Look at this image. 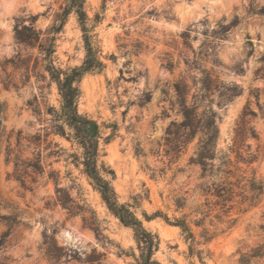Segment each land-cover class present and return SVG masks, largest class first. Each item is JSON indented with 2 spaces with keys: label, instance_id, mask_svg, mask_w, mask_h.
<instances>
[{
  "label": "rangeland",
  "instance_id": "obj_1",
  "mask_svg": "<svg viewBox=\"0 0 264 264\" xmlns=\"http://www.w3.org/2000/svg\"><path fill=\"white\" fill-rule=\"evenodd\" d=\"M38 1L0 0V102L7 107V131H14L12 157L32 158L25 140L16 146V132L21 131L22 137L43 133L48 126L46 109L60 105L56 85L44 70L38 49L14 40L15 23L28 24L32 16H36L35 26L42 37L48 35L64 0ZM260 7L264 0H86L88 23L95 24L104 68L82 78L78 110L101 125L104 137L116 125L110 141L100 142L102 160L115 173L112 186L119 202L136 205L143 226L158 235L160 245L154 258L161 264H237L240 252L264 243V191L252 205L237 198L228 216L217 218L221 214L218 209L211 212L204 227L216 236L207 243L202 242L201 228L191 224L196 242L201 243L196 246L203 250L201 258L190 255L178 228L160 217L146 221L142 216L145 211L147 215L161 213L170 220L182 215L188 221L202 218L193 212L203 203L194 193L199 168L188 164L196 141L179 155L171 152L165 141L170 122L182 120L173 84L183 79L192 87L201 67L226 87L232 83L240 87L241 95L221 106L217 105L218 94L213 95L212 107L221 117L219 146L225 149L232 142L235 123L249 107L254 113L248 116L249 124L258 140L251 138L247 143L252 151L258 150L259 159L252 166L264 181V16L249 13L250 8ZM96 16L98 22L93 23ZM235 17L239 24L225 31ZM55 44L57 67L82 63V33L73 14L56 35ZM211 54L216 55L217 64ZM14 109L23 118L20 125L9 122ZM51 138L67 152L74 150L65 139ZM6 145L3 139L0 240L9 218L18 223L0 247V264H52L48 251L53 250L54 242L72 252V257L67 261L62 257L60 264H82L88 259H99L93 264H138L132 257L138 254L132 229L108 212L79 169L66 167L63 161L52 165L59 172L58 186L76 200L82 195L95 211L102 229L99 239L81 216H70L55 204L52 181L38 176L35 182L27 178L23 185L15 179L12 162L5 160ZM178 197L187 199L183 210L176 209ZM251 264H264V257Z\"/></svg>",
  "mask_w": 264,
  "mask_h": 264
},
{
  "label": "trees",
  "instance_id": "obj_2",
  "mask_svg": "<svg viewBox=\"0 0 264 264\" xmlns=\"http://www.w3.org/2000/svg\"><path fill=\"white\" fill-rule=\"evenodd\" d=\"M85 4L86 0H64L46 37H42L41 30L35 26L36 16H32L28 24H24V21L15 23L13 28L15 42L29 49H38L39 57L45 63L44 70L48 73L50 81L56 85L60 105L58 108L49 106L46 109L49 118L48 126L44 128L43 133L22 137L21 131L16 132V146H20L25 140L26 147L32 150V158H23L20 154L12 157L11 139L14 131H7L4 123L7 107L0 102V142L5 139L7 143L5 160L12 162L13 175L23 185L27 178L35 182L38 176L52 181L55 185V204H59L70 216H81L84 225L99 239L102 237V229L95 211L86 199L81 197L82 195L76 200L66 189L59 187V172L52 168L53 163L60 161H63L66 167L73 165L99 194L108 212L124 227L132 229L138 251L137 255L132 254L134 260L138 264H161L154 258L160 245L158 235L143 226L136 215V205L119 202L112 186L115 173L102 160L100 142L110 141L116 125H112V133L104 137L101 125L78 110L82 78L89 73L101 72L104 68L101 48L94 33L95 24L89 25ZM249 13L264 16V7L250 8ZM71 14L76 17L81 30L85 55L79 66L62 69L54 64L56 35L62 31ZM97 22L96 16L93 23ZM239 22L240 19L235 17L228 26L224 27L225 31L237 26ZM211 56L212 62L217 64L216 55L211 54ZM198 72L200 76L195 77L192 87L183 79L173 84L182 120L170 122L165 133V141L169 150L176 155L196 141L188 164L199 168V182L194 188V193L203 199V203L196 205L193 212L201 214L202 218L188 221L187 216L182 215L170 220L161 213L147 215L145 211H142V216L146 221L160 217L168 225L178 228L188 243L190 255L196 254L201 258L203 250L196 248L201 243L196 242L191 224L201 228L200 237L203 243L211 241L216 233L204 227L205 218L217 209L221 213L216 215L217 218L228 216L238 202L237 198L240 203L248 205L257 203L263 195L264 181L257 176L252 166L259 159L258 150L252 151L251 145L247 143L251 138L258 140L254 127L249 124L248 116L254 115L249 107L244 109L235 123L232 142L225 149L219 146L218 122L221 121V117L212 107L213 95L218 94L217 105L221 106L223 102H232L241 95L240 87L233 83L226 87L205 68H198ZM192 88H194L193 93H191ZM189 97L191 99L188 103ZM50 137L65 139L74 150L67 152L54 138L49 139ZM48 166L50 169L46 171ZM72 182L75 184L74 181ZM186 203L185 197L176 198V209L183 210ZM17 223L14 217L9 218L8 229L1 235V248L6 243L11 228ZM52 246L53 250L48 251L52 264L62 263V257L66 258L65 261L72 257V252L69 253V250L58 246L56 242ZM262 257H264V243L255 245L248 252H240L237 264H251L252 260ZM97 260L99 259H88L82 264H93Z\"/></svg>",
  "mask_w": 264,
  "mask_h": 264
},
{
  "label": "water",
  "instance_id": "obj_3",
  "mask_svg": "<svg viewBox=\"0 0 264 264\" xmlns=\"http://www.w3.org/2000/svg\"><path fill=\"white\" fill-rule=\"evenodd\" d=\"M38 2H42V0H39ZM9 122L11 125H20L23 122V118L18 114L16 109L11 112Z\"/></svg>",
  "mask_w": 264,
  "mask_h": 264
}]
</instances>
